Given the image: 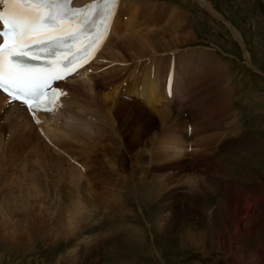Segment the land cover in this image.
Wrapping results in <instances>:
<instances>
[{
	"label": "rangeland",
	"instance_id": "1",
	"mask_svg": "<svg viewBox=\"0 0 264 264\" xmlns=\"http://www.w3.org/2000/svg\"><path fill=\"white\" fill-rule=\"evenodd\" d=\"M167 1L181 3L189 20L185 29L183 25L177 30V26L168 25L157 37L164 33L169 38L177 35L178 42L172 48L204 44L218 49L231 60L230 74L242 75L231 101L238 114L235 132L222 137V133L230 129L222 126L223 118L218 119L223 102L209 100L212 90L206 94L205 101L201 99L213 80V77L209 80L207 73L214 72V67L218 71L220 65L202 52L191 51L187 55L181 51L175 67L171 54L166 67L168 59L163 55L159 57L157 52L155 65L161 69L154 71L151 67V71L160 84H165V90V69L172 68L171 91L174 71H177V80L181 76V88L175 86L173 103L165 99L173 112L169 109L168 114L152 117L142 108L124 101L125 111L118 115L115 112V117L110 118L116 129L109 130L105 124L104 128L108 129L100 138L94 136L82 151L84 155L80 156L86 161L80 159L77 165L71 164L86 168L80 184L89 182L87 193L72 194L74 186L69 184L68 163L53 170L55 161H65L64 155L49 151L39 171L52 176L58 171L65 174L67 183H61L59 192L55 193L48 183L29 189L34 183L33 176L38 175L39 167L34 168L33 164L35 150L28 153L17 148L4 151L7 156L5 163L2 161L0 177L5 175L11 181L18 177L27 193L21 192L18 186L0 184V264H233L231 255L223 251L222 243L227 251L232 250L239 264H264L259 255L264 249V210L258 206V211L254 209L252 215H242V225L246 228L239 230V235L233 217L235 204L237 210L245 209V195L252 194L251 199L255 200V196L264 194V0H204L210 10L201 5V0H198L201 8L195 0ZM156 16L162 19V14L156 13ZM108 54L112 51L108 50ZM189 62L196 64V70L187 69ZM204 67L211 69L210 72ZM193 75L196 77L194 90L186 106L192 126L193 150L188 156V142L184 138L187 120L178 113L176 101ZM229 84L234 86L235 78L229 80ZM218 112L215 125H220V133L208 137L207 124L215 127L212 123L215 116L211 118L210 113ZM229 115L234 119L233 112ZM3 130L6 131L0 132L5 135L7 126H3ZM176 140H183L185 159L173 160L171 149L166 148L170 141ZM217 142L226 145L219 147V151L212 150ZM202 151L205 154H201ZM90 153L100 160L102 168L92 176L94 182H90L87 171ZM167 197L170 199L166 203ZM163 198L165 203L161 201ZM75 203L77 209H71ZM49 209H54L55 213L45 214ZM69 216L78 228L68 237ZM182 232L196 234L191 240L197 241L198 246L181 240ZM201 237L204 241L199 247Z\"/></svg>",
	"mask_w": 264,
	"mask_h": 264
},
{
	"label": "bare ground",
	"instance_id": "2",
	"mask_svg": "<svg viewBox=\"0 0 264 264\" xmlns=\"http://www.w3.org/2000/svg\"><path fill=\"white\" fill-rule=\"evenodd\" d=\"M88 1L91 0H75L73 6H80ZM201 5L205 7L207 10H210L209 4H207L206 1L201 0ZM157 6L158 5L150 3L148 0H121L117 11L118 16L116 15L114 20L110 24V27L112 26L111 33L108 39L105 41L102 49L98 51L97 60L95 61V64L103 60L107 61L106 63L107 65L113 64V67L109 68L105 72L107 74L110 73L111 78L114 79L113 83H111V88H109V92L114 90H119V87L121 86V84L115 86L117 84L116 77L120 78L119 75H127L125 78L123 77L124 78L123 81H126L128 83L125 84L127 87L126 90L128 91V96L129 95H132V97L136 96L143 103L142 107L145 109L143 111L146 114L149 113L151 115L150 112L146 111V109H148L152 111V113L156 117H158V115L161 116L162 114H168L169 109H171V107L170 105L168 106L165 104L166 100L171 101L170 103H173L172 101H174L175 99V95H174L175 86L176 88H181L179 86L181 82V76H180V80H177V75H178L177 71H174L175 76L173 79L172 91L169 85L170 82L166 83V90H165V84L163 83H162L163 85L160 84V80L156 79L153 71H151V67H154L156 63V58L158 57L157 52L168 50L178 42L177 35H174L172 38H169V37H165L166 33H164L160 35L161 37H157V35L160 32H163V30L166 29L168 25H169L168 27L170 28L171 26L174 25L173 21L171 20V17H174L173 11L170 10V8L163 7L164 6L163 4V6L159 5L160 6L159 11L157 12V8H158ZM145 7L148 9H144ZM156 13L162 14V20H163L162 27H157L158 25L156 24V20H154V16H156ZM178 22H179V26L175 25V27L176 26L177 27L176 28L174 27L176 30L178 29V27L179 28L182 27L183 24L179 20ZM174 28H172V30ZM233 35L236 40L237 39L239 40V37L236 34V32H233ZM108 50L112 51L111 55L108 54ZM128 60L131 61L128 62ZM139 62H141L140 69H138ZM195 65L196 64H191L189 62L187 65L188 66L187 69L196 70ZM93 68L94 66L83 68L82 70H80L75 74L74 78L67 80L63 84L64 87H66L69 90V93H68V97L62 101L60 106L61 110L57 113L46 114V115H38L36 113L35 115H33L32 113V117H31L27 111L21 109L22 107L21 105L18 106L16 104L7 110L9 112L5 114L6 117H4L3 120L7 122L6 124H9L7 125V133H11L12 131H14L13 132L14 134H12L8 138L9 140L6 146H2L3 143L1 145V141H0V157H1L0 168L4 167L3 166V164L5 163L4 158L7 156V154L5 153H7L11 148H17L21 152L25 151L26 153L35 150L36 155L33 156L34 158L33 164H34V168H36V166L39 168H37L38 175H36V178L35 176H33L32 178V180H34V183L29 188L30 190H35L36 188L47 186L46 183H48L51 186L50 188L52 189V191L58 193L61 183L62 184L67 183V181L64 180L65 174L62 175L61 172L59 171L54 176L46 173L45 174L39 173V171L43 168L42 165L45 164L47 154L49 151H52L54 154L57 155L58 154H60L61 156L64 155V157L67 159V160L64 159L65 161H61V162L58 161L54 162L53 170L56 171L58 167L65 166L68 162L74 164V162L80 160L79 158L74 157V154L70 150V148L72 149L73 145L78 147V150L81 152V155H84V152L82 151L85 149L87 145H89L92 142L94 136L97 135V138H100L102 134L108 129V128H104V125L107 124V122H108L107 126H109V130L116 129L115 122L113 121L111 122L110 118L115 117V112H117L118 115L119 113L121 114L122 112L125 111L126 108H123V106L125 105L123 101L124 95L118 91L117 92L115 91V95L113 96L108 95V93H105L106 92L105 87L107 86V83L111 82L109 80L107 81L106 77L102 78L100 81H95V83L92 84L91 80L93 76L91 75V72ZM168 68L165 70H168ZM154 71H155V67H154ZM166 74H168L169 76L171 73H165L164 75ZM186 78H188V76ZM189 81H191V77L190 79H188V82ZM116 95L117 98L115 97ZM106 101H109V103H107ZM3 107H4V98L0 95V110ZM219 110L220 109H218V111ZM171 111L173 112L172 109ZM221 112H223L222 108H221ZM94 113L97 117L101 118L102 120L100 121L98 119H95L96 120L95 122H91L86 119L87 116L91 118ZM228 118L232 119L229 114H228ZM228 118H223L224 122L222 125L225 126L227 124L228 127L233 126L231 132L234 133L235 121L231 122ZM37 120L39 121V123H37ZM104 120L106 121L104 122ZM215 121L217 122V116L213 118V122H212L213 125H215ZM118 126L119 125L116 124V127ZM215 130H218L217 134H219L221 130L220 125L218 124L217 126L215 125ZM0 131H6V130H3V126H1ZM187 132H188V128L186 127L185 133L187 134ZM231 132L228 131L227 133L231 135ZM185 133H184V138L186 139ZM40 134L42 137L40 136ZM182 141L180 140L170 141V145L166 146L167 149L169 148L171 149L173 155L175 156L173 160L176 159L179 160L181 158L185 159V146ZM221 145L222 144H220V146ZM225 145H223L222 147H225ZM192 151L193 150L191 148V152L190 153L186 152V155L188 156L192 155L193 153ZM201 154H205V152L202 151ZM2 161H4V163ZM81 168L82 170L79 171V168L72 167V165H70V168L67 170V172L69 173V184H73L74 186L71 192L76 196H80L82 193H87L90 189L89 182L88 183L83 182L82 184H80L81 177L86 169L85 167L82 166ZM22 176L24 177V182H25L26 175L23 174ZM62 180H64V182H62ZM85 181L87 182V180ZM209 181L211 180L209 179ZM40 183H43L44 185L41 186ZM0 184H7L6 186L8 187L13 185L18 186L21 189L20 190L21 192L27 193L24 187L21 186L18 177L16 178L15 181H11L8 180L5 175H3L2 177H0ZM29 193H34V192L30 191ZM249 195L250 196H246V195L244 196L246 202L245 209L241 211L237 210L238 208L236 204L235 207L233 208L234 210H236L234 213L235 216L233 217H235L234 218L235 223L238 226L236 229L238 235L246 228V227L244 228V226L242 225L243 219L240 218L242 215L245 216L252 215L254 213L253 210L254 209L257 210L258 206L262 207V209H260L261 207L259 208L260 210H264V206H263L264 194L260 195V197L255 196V200L251 199L252 197L254 198L252 194ZM87 197L90 196L88 195ZM168 199H170V197L166 198V203ZM161 201L165 203L164 198L161 199ZM71 209H77V203H75V205H73ZM71 209H69V211H71ZM93 211L96 212L95 210ZM44 212L45 214L53 215L55 213V210L49 209ZM75 214L78 213L75 212ZM263 216H264V212H263ZM67 228H68V232H67L68 237L76 233L78 225L76 226L74 225L72 216L68 217ZM239 230L241 232H239ZM182 236L183 237L180 239L184 240L186 244L191 243L194 247L198 246L196 245L197 241L191 240L192 238L193 239L196 238V234L194 235L193 232H188ZM202 238L203 237L199 238L200 241L199 247L203 246L204 239ZM220 238L221 237L217 239L220 240ZM220 245L223 247L224 252L229 253L231 255L232 257L231 260L233 264L240 263L237 260V258L234 256L232 250L227 251L224 243ZM231 248H232V244H231ZM259 255L261 258L264 259V249Z\"/></svg>",
	"mask_w": 264,
	"mask_h": 264
},
{
	"label": "snow or ice",
	"instance_id": "3",
	"mask_svg": "<svg viewBox=\"0 0 264 264\" xmlns=\"http://www.w3.org/2000/svg\"><path fill=\"white\" fill-rule=\"evenodd\" d=\"M118 0H0V92L33 113L55 111L67 80L99 49ZM37 123L39 121L37 120Z\"/></svg>",
	"mask_w": 264,
	"mask_h": 264
}]
</instances>
